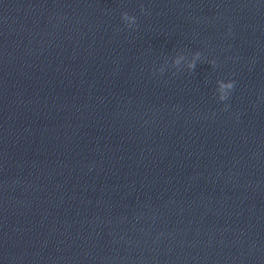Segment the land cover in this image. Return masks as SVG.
I'll return each mask as SVG.
<instances>
[{"label":"water","instance_id":"95a60500","mask_svg":"<svg viewBox=\"0 0 264 264\" xmlns=\"http://www.w3.org/2000/svg\"><path fill=\"white\" fill-rule=\"evenodd\" d=\"M0 264H264V0H0Z\"/></svg>","mask_w":264,"mask_h":264},{"label":"clouds","instance_id":"9594fccd","mask_svg":"<svg viewBox=\"0 0 264 264\" xmlns=\"http://www.w3.org/2000/svg\"><path fill=\"white\" fill-rule=\"evenodd\" d=\"M122 20L128 28H134L137 24V17L130 15L127 11L122 13ZM201 59H204V55L201 51L189 53L183 50H178L174 55L166 57L164 63L156 69V71L163 74L166 70H175L177 73L181 72L183 69L194 70ZM210 62L216 66L215 60ZM217 85L219 100L227 102L223 105L224 109L228 110L232 94L236 87V81L233 79H220L217 81Z\"/></svg>","mask_w":264,"mask_h":264}]
</instances>
